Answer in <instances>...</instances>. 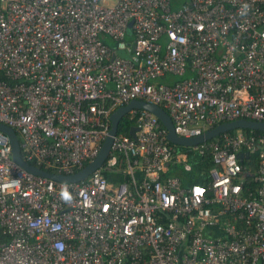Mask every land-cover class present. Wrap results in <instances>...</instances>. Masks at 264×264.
<instances>
[{
	"label": "built area",
	"instance_id": "obj_1",
	"mask_svg": "<svg viewBox=\"0 0 264 264\" xmlns=\"http://www.w3.org/2000/svg\"><path fill=\"white\" fill-rule=\"evenodd\" d=\"M0 73V124L57 174L93 161L132 100L163 106L185 138L264 122V0H0ZM125 116L79 182L24 169L0 131V264H264V132L182 151L151 111ZM194 156L206 182L185 184Z\"/></svg>",
	"mask_w": 264,
	"mask_h": 264
},
{
	"label": "water",
	"instance_id": "obj_2",
	"mask_svg": "<svg viewBox=\"0 0 264 264\" xmlns=\"http://www.w3.org/2000/svg\"><path fill=\"white\" fill-rule=\"evenodd\" d=\"M120 53L122 56L128 57V54L125 51L122 50L120 51ZM133 109H145V110H149L152 113H154L160 119V121L165 126V128L167 129V139L171 143L179 145V146L189 147L199 142L210 140L223 132L235 130L238 128L256 129V130H261L264 132V122H258V121L247 120V119H239V120H235V121H231L227 123H222L218 125L217 127L206 131L201 136L185 138V137L179 136L175 132L173 119L171 115L168 113V111L163 106L156 104V103H150L145 100H132L127 105L121 106L118 109H116L114 113L112 114L111 116L112 128L98 156L79 172L75 174H71V175H63V174H57V173L46 171L39 166L26 162L23 159L22 154H21L20 141H19V137L16 131L9 125L3 124V123L0 124V131L5 132L9 136L10 143L12 146V157L24 169L36 175L53 178L55 180L62 181V182H79V181L87 179L91 173H93L97 168L101 167L104 164L106 158L108 157L110 153V149H111L114 136L118 133L119 125H120L122 118ZM136 130H137V127H132L130 129V134H132V136L134 137H135ZM244 155L245 153H241L239 155V158L241 161Z\"/></svg>",
	"mask_w": 264,
	"mask_h": 264
},
{
	"label": "trees",
	"instance_id": "obj_3",
	"mask_svg": "<svg viewBox=\"0 0 264 264\" xmlns=\"http://www.w3.org/2000/svg\"><path fill=\"white\" fill-rule=\"evenodd\" d=\"M0 77H2V74L0 73ZM176 78V77H175ZM174 78V76L172 75H168L166 77H163L161 79L162 82H167V83H173L176 79ZM173 79V81H172ZM132 125V121L129 119L128 116H124L120 122L119 125V130L128 133L129 128ZM260 132V131H258ZM172 144V143H171ZM174 145V144H172ZM177 147V149L182 150V151H188V147H180L177 145H174ZM190 161L194 164V167L192 169V171H186L184 169H181L180 171L178 170V172H176V174L180 175L183 182L185 184H193V183H205L206 179L203 177V175H201V168L202 166L200 165V158L197 156H194L193 158L190 159ZM210 161L208 162L207 166H210ZM105 175L108 178V180L112 183H117V177L119 176L118 174H116L115 172H113V170H106L105 171Z\"/></svg>",
	"mask_w": 264,
	"mask_h": 264
},
{
	"label": "rangeland",
	"instance_id": "obj_4",
	"mask_svg": "<svg viewBox=\"0 0 264 264\" xmlns=\"http://www.w3.org/2000/svg\"><path fill=\"white\" fill-rule=\"evenodd\" d=\"M114 2H115V0H112V3H114ZM105 38H106V40H107L108 42H110V43L112 42V40H111L109 37H105ZM181 147H182V146H181ZM182 148H183V147H182ZM114 171H116V170L114 169L113 172H114Z\"/></svg>",
	"mask_w": 264,
	"mask_h": 264
},
{
	"label": "crops",
	"instance_id": "obj_5",
	"mask_svg": "<svg viewBox=\"0 0 264 264\" xmlns=\"http://www.w3.org/2000/svg\"><path fill=\"white\" fill-rule=\"evenodd\" d=\"M175 78V77H174ZM176 79V78H175ZM161 81V80H160ZM172 81H173V79H172ZM177 146H179V145H177ZM181 147V146H180ZM183 147H185V146H183ZM179 150V149H178ZM176 171V168L175 169H172V172H175ZM117 174V173H116Z\"/></svg>",
	"mask_w": 264,
	"mask_h": 264
}]
</instances>
